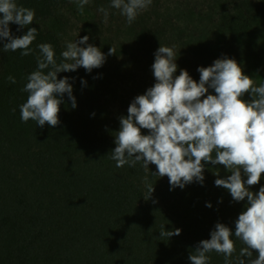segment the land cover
I'll list each match as a JSON object with an SVG mask.
<instances>
[{"label":"trees","instance_id":"1","mask_svg":"<svg viewBox=\"0 0 264 264\" xmlns=\"http://www.w3.org/2000/svg\"><path fill=\"white\" fill-rule=\"evenodd\" d=\"M15 2L34 9L35 18L19 31L18 25L10 24L12 34L20 36L28 27H35L37 36L28 56H22V50L5 52L7 41L0 40V264H191L190 253L199 241L210 239L217 222L229 226L234 234L235 221L247 199L233 201L228 190L215 185L216 173L227 177L221 172L222 165L207 164L202 185L194 181L183 189L170 190L168 177L153 175L157 170L151 164L149 169L142 162L116 167L111 159L115 138L80 123L88 109L108 99H122L111 80L105 83L77 70L58 73V78H70L77 107L72 108L64 94L57 126L21 121L20 105L28 96L22 89L28 75L37 69L39 44L50 43L59 63L72 33L79 28L82 37L89 36V44L106 54L112 47L116 52L112 56H123L128 50L117 31L127 18L121 11L118 16L111 0H89L82 14L78 0ZM231 3L236 14L228 15L225 10L222 22L234 29L232 40L238 38L241 49L264 60V41L253 27L258 18L257 0ZM190 6L184 2L189 17L203 16ZM101 8L108 12L106 22ZM133 22L129 45L145 54L149 70L161 44L174 48L175 75L186 69L199 81L197 69L202 65L181 64L176 47L162 38L158 27H148L141 18ZM250 35L253 42L248 40ZM9 76L16 82L11 83ZM209 92L214 94L213 89ZM244 98L251 96L246 93ZM149 185L154 187L150 197ZM208 202L211 207L206 206ZM162 225L166 231L180 228L181 234L161 237ZM232 239L236 247L232 264H236L245 245L234 235ZM208 255L209 264H224L222 254ZM257 255L254 251L253 258Z\"/></svg>","mask_w":264,"mask_h":264},{"label":"clouds","instance_id":"2","mask_svg":"<svg viewBox=\"0 0 264 264\" xmlns=\"http://www.w3.org/2000/svg\"><path fill=\"white\" fill-rule=\"evenodd\" d=\"M88 3L89 0H78L81 14ZM151 3L152 0H111V7L119 9L130 25ZM99 11L104 13L106 22L107 10ZM34 18V9L18 6L15 0H0V40L7 41L3 44L5 52L22 50V56L31 54L37 28L28 27L23 35L14 36L9 26L14 23L19 31L31 25ZM88 40L85 35L67 42L59 63L50 43L38 45L37 69L28 75L22 89L28 93L26 102L20 105L22 122L33 120L40 127L46 123L57 126L64 94L71 100V107H77L70 78H58V73L80 67L91 73L102 67L106 55ZM114 53L111 47L108 55ZM154 55L151 68L155 83L137 95L129 104L127 115L119 118L111 159L118 168L142 162L149 169L154 164L157 171L152 174L167 176L170 190L183 189L194 181L202 185L207 164L223 165L230 175L220 178L216 173L215 185L228 190L233 201L246 198L247 203L235 221L234 234L229 226L217 222L210 239L199 241L188 259L191 264H209L208 254L216 252L224 256V264H232L236 252L234 235L245 245L236 264H264V185L258 192L250 190L264 174V83L257 85L234 58L227 56L215 59L210 66L198 67L197 82L186 69L175 75L178 65L173 47L160 44ZM8 79L16 82L12 76ZM81 83L86 81L82 79ZM246 93L251 99L244 98ZM148 191L150 197L153 185L148 186ZM206 206L212 205L208 202ZM180 234V228L166 231L161 226V237L169 239ZM254 251L258 253L255 258Z\"/></svg>","mask_w":264,"mask_h":264},{"label":"rangeland","instance_id":"3","mask_svg":"<svg viewBox=\"0 0 264 264\" xmlns=\"http://www.w3.org/2000/svg\"><path fill=\"white\" fill-rule=\"evenodd\" d=\"M231 1L152 0L151 5L146 10L140 11L136 18L144 20L148 27L156 26L160 29L162 38L171 41L176 47L181 64L210 66L215 59L227 56L234 58L242 66L244 73L253 77L259 85L264 83V60L250 54L246 48L241 49L239 47L241 41L238 38L235 41L232 40L233 35L236 34L232 26L225 27L226 22H222L225 10L228 15L236 14ZM184 2L189 3L194 11H199L203 16L194 19L189 17L183 7ZM257 4L258 18L254 21L253 27H256L260 40L264 41V12H262L264 0H257ZM119 11L118 9V16ZM118 25L117 36L126 46L127 54L112 56L103 52L106 55V61L102 67L93 69L91 73L83 67L77 69L79 73L95 75L105 83L111 80L113 87L120 91L123 101L108 99L100 106L88 109L86 115L80 118L82 125L90 124L113 138L120 128L119 118L127 115L131 101L137 95L144 94L155 83L152 71L145 64V54L129 45L128 37L135 26L134 22L129 25L126 20ZM81 37L80 29L77 28L70 38L74 42ZM252 37V35L248 36V40L251 39L253 42ZM155 41L158 43V39L155 38ZM253 44L250 42V45ZM141 131L144 134L148 133L147 129H141ZM151 168L157 170L154 164H151ZM221 169L223 176L230 175L223 165ZM262 185H264V174L260 183L251 186L250 190L258 192Z\"/></svg>","mask_w":264,"mask_h":264}]
</instances>
